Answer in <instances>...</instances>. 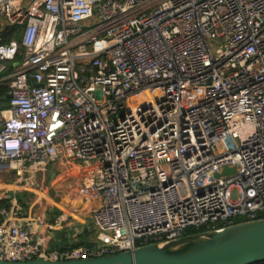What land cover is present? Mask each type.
<instances>
[{
  "label": "built area",
  "instance_id": "built-area-1",
  "mask_svg": "<svg viewBox=\"0 0 264 264\" xmlns=\"http://www.w3.org/2000/svg\"><path fill=\"white\" fill-rule=\"evenodd\" d=\"M3 87L0 176L78 163L94 236L50 247L64 218L13 194L0 260L98 257L264 218V0H0Z\"/></svg>",
  "mask_w": 264,
  "mask_h": 264
},
{
  "label": "water",
  "instance_id": "water-1",
  "mask_svg": "<svg viewBox=\"0 0 264 264\" xmlns=\"http://www.w3.org/2000/svg\"><path fill=\"white\" fill-rule=\"evenodd\" d=\"M234 171L224 167L222 173L231 174ZM185 243H190L189 249L176 247ZM260 261H264V218L237 223L221 231L189 234L163 244H148L104 256L65 260H0V264H253Z\"/></svg>",
  "mask_w": 264,
  "mask_h": 264
},
{
  "label": "crops",
  "instance_id": "crops-1",
  "mask_svg": "<svg viewBox=\"0 0 264 264\" xmlns=\"http://www.w3.org/2000/svg\"><path fill=\"white\" fill-rule=\"evenodd\" d=\"M81 174L82 168L78 163L72 162L67 166L58 161L50 164L43 172L34 174L36 179L46 180L44 186L36 187L37 183L33 182L28 189L24 188L27 183L22 186L13 184L14 186L5 189L0 197L8 201L7 196L15 194L27 210L46 213L50 221L62 216L64 220L48 231L46 238L50 247L65 249L76 244L89 243L93 231L90 219L91 203L78 197ZM28 190L32 192V196H29L31 192ZM77 200L79 203L74 204ZM81 235H85V238H80Z\"/></svg>",
  "mask_w": 264,
  "mask_h": 264
},
{
  "label": "rangeland",
  "instance_id": "rangeland-1",
  "mask_svg": "<svg viewBox=\"0 0 264 264\" xmlns=\"http://www.w3.org/2000/svg\"><path fill=\"white\" fill-rule=\"evenodd\" d=\"M9 65H11V64H9ZM7 85V84H6ZM8 174H3L2 176H0V196H2V192L3 191H5V189H10L11 187H13L14 185H13V180L11 179V178H9L8 176H7ZM32 181V182H31ZM33 182H35V183H37V184H39V185H45V182H46V180H44V182H43V184L41 183V181H40V179L39 178H32V180H28L25 184H26V186L24 187V188H30V184H33ZM19 185H21L22 186V184H19ZM24 185V184H23ZM28 192H31V191H29L28 190ZM34 194V193H33ZM29 196H32V192L31 193H29ZM40 197H42L41 195H40ZM74 204H78L79 203V200H77V201H74L73 202ZM66 205V204H65ZM61 208V210L63 209V207L61 206L60 207ZM262 214H264V211L262 212ZM244 218L243 217H239V218H237L236 219V221L238 222V221H242ZM89 232H91V230L89 231ZM198 231L197 230H195V229H188V230H186V231H184L183 232V234L184 235H187V234H195V233H197ZM90 236H91V239H93V231L91 232V234H90ZM80 238H85V235H81L80 236Z\"/></svg>",
  "mask_w": 264,
  "mask_h": 264
},
{
  "label": "trees",
  "instance_id": "trees-1",
  "mask_svg": "<svg viewBox=\"0 0 264 264\" xmlns=\"http://www.w3.org/2000/svg\"><path fill=\"white\" fill-rule=\"evenodd\" d=\"M3 91H5V87L0 88V92H3ZM8 205H9V202L7 200H4V199L0 200V206L7 207ZM83 244L87 245L88 243H83ZM253 264H264V261L256 262V263H253Z\"/></svg>",
  "mask_w": 264,
  "mask_h": 264
},
{
  "label": "bare ground",
  "instance_id": "bare-ground-1",
  "mask_svg": "<svg viewBox=\"0 0 264 264\" xmlns=\"http://www.w3.org/2000/svg\"><path fill=\"white\" fill-rule=\"evenodd\" d=\"M176 247L180 249H189L190 248V243H185V244H178Z\"/></svg>",
  "mask_w": 264,
  "mask_h": 264
}]
</instances>
